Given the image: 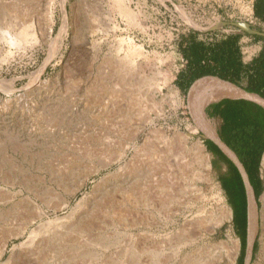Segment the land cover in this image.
Masks as SVG:
<instances>
[{"label": "rangeland", "instance_id": "rangeland-1", "mask_svg": "<svg viewBox=\"0 0 264 264\" xmlns=\"http://www.w3.org/2000/svg\"><path fill=\"white\" fill-rule=\"evenodd\" d=\"M14 1H0V27L11 22L6 13L18 2ZM21 1L26 4L18 9L19 24L13 34L31 24L30 15L45 16L51 3L56 25L48 44L22 48L0 40V250L5 235H13L0 264H187L195 255L227 264L225 242L229 235L240 240L234 212L218 180L220 171L213 164L208 139L199 129L192 132L198 126L187 113L188 95L180 87V78L186 64L184 45L241 32L252 0H66L69 30L62 45L54 41L64 20L61 0L17 4ZM112 13L118 28L116 41L131 40L143 47L145 62L117 50L118 42L111 49L115 41L107 25ZM37 75L45 83L38 90L31 87ZM150 85L163 91L156 98L162 112L152 106ZM203 91L210 92V98L214 93ZM205 106L204 122L215 123L216 135L221 137L222 120L206 110L204 114ZM158 130L169 140L176 131L191 134L190 147L203 141L211 181H202L200 165L192 155L188 160L176 157L156 139ZM263 161L252 264L261 252ZM57 176L76 192L54 184L52 178ZM34 188L45 195L47 188L55 189L47 198L54 203L66 201V208L48 207L34 196ZM34 205L43 218L16 236L27 224L28 206ZM224 206L233 217L221 223L227 218ZM72 212L77 217L70 218ZM91 217L87 231L73 232L80 219ZM47 221L53 222V240L37 251L19 248ZM43 237L39 240H46ZM241 251L240 240L235 264Z\"/></svg>", "mask_w": 264, "mask_h": 264}, {"label": "bare ground", "instance_id": "bare-ground-1", "mask_svg": "<svg viewBox=\"0 0 264 264\" xmlns=\"http://www.w3.org/2000/svg\"><path fill=\"white\" fill-rule=\"evenodd\" d=\"M1 1V0H0ZM14 1V0H13ZM17 1V0H16ZM56 1V0H55ZM121 0H118V2ZM123 1V0H122ZM121 1V2H122ZM10 2V1H9ZM7 1V3H9ZM15 2V1H14ZM19 2V0H18ZM17 2V3H18ZM23 2V3H22ZM3 3V2H1ZM13 7H9V11L5 13L8 16H11V22L8 23H4L3 27H0V40L5 43H8L11 46H15V47H34L40 44H48L50 41H52L54 34H55V25H56V14L53 10V3L49 4V7L47 9V14L45 16L42 15H35L32 14L29 17L31 18V24L28 26L26 25L24 27L23 30H21L20 33L18 34H13V32L16 30V28L18 27L19 24V20H17L19 13V8L22 9V5L24 4V1H21V5L17 4ZM20 3V2H19ZM55 3V2H54ZM5 4V3H4ZM11 4V3H10ZM15 4V3H14ZM61 8H62V12H63V24L59 30V35L57 37L56 40H54L56 43L59 44H63L65 38L68 35V30H69V26H68V19H67V9H66V0H61ZM2 8V7H1ZM27 10V8H25ZM2 10V9H1ZM4 11V9H3ZM24 12V9L23 11ZM31 12V11H30ZM4 13V12H3ZM26 13V12H25ZM5 15V14H4ZM3 18V16H1ZM5 18V16H4ZM69 18V17H68ZM22 19V18H21ZM9 21V20H8ZM111 22L107 25L108 26V34L110 36H112L114 38L113 44H111V49H113L115 46V43L118 42V47L116 46L117 50H125L127 53V56L130 57L129 55H138L140 57L141 60H143L145 62V60L148 59L147 53L145 52V49L143 47L140 46H136L135 44H133V42L131 40H126V39H120L117 40V24H116V19H115V15L112 13L111 14ZM93 27V26H92ZM96 28V27H95ZM91 29V27H90ZM99 31V30H98ZM106 31V32H107ZM109 36V38H110ZM109 40V39H108ZM0 41V42H1ZM84 41V40H83ZM54 43V42H53ZM84 44H86L84 42ZM53 45V44H52ZM51 45V46H52ZM27 47V48H29ZM54 47V46H53ZM99 52V49H98ZM51 53V52H50ZM113 54V53H112ZM52 56V55H51ZM115 57V56H114ZM249 58V57H248ZM115 59V58H114ZM123 59V58H122ZM134 59V58H133ZM132 59V60H133ZM117 60V59H116ZM106 62V61H105ZM128 62V61H127ZM143 62V63H144ZM150 62V61H149ZM129 63V62H128ZM127 63V64H128ZM147 63V62H146ZM145 63V64H146ZM105 64V63H104ZM109 64V63H108ZM111 64V63H110ZM47 65V64H45ZM118 65V64H117ZM125 65V64H124ZM131 65V64H130ZM129 66V64H128ZM142 66V65H141ZM140 66V68H141ZM45 67V66H44ZM43 67V68H44ZM128 68V67H127ZM109 70V67L107 68ZM43 70V69H42ZM111 70V69H110ZM74 71V70H72ZM129 71V70H128ZM113 72V70H112ZM116 73V71H114ZM127 72V71H126ZM118 74V73H117ZM161 74V73H160ZM123 75V74H122ZM121 77V76H120ZM119 77V78H120ZM122 79V78H121ZM141 79V78H139ZM154 81V79H152ZM157 80V79H156ZM161 80V79H159ZM120 81V80H119ZM134 81V80H133ZM124 82V80H123ZM141 82L144 84V82L141 80ZM223 81H216V85L222 83ZM122 83V82H121ZM120 83V84H121ZM134 83V82H133ZM140 83V84H142ZM146 83V82H145ZM158 83V82H157ZM118 84V83H117ZM156 84V83H155ZM45 85L44 81L41 79L40 75L36 76V79L33 81L32 83V88L33 89H40ZM128 85V84H127ZM159 85V84H158ZM120 86V85H119ZM96 87V86H95ZM123 87V86H122ZM128 87V86H126ZM130 87V86H129ZM213 87V86H212ZM142 88V87H141ZM127 89V88H126ZM126 89L125 92H126ZM202 89H208V88H200L199 90H197L193 95H189V100H188V107L190 109V112L193 116V118L195 119V121L197 122L198 127H203L206 130H208L210 133H212L213 135H216V126L215 123H210V124H206L204 121V116H203V107L205 106L206 103L211 102L212 100H218L221 99L222 97H235V94L228 92V91H224L221 90L220 88H218L217 86L213 87L214 93L212 94V97L210 98L209 93H207L206 91L200 92ZM122 90V89H121ZM129 89H127L128 91ZM36 91V90H35ZM130 91V90H129ZM147 91H151L152 94L154 95L153 99V105L155 107H159L160 111L162 112L163 110V105L156 101V98L163 93L162 89L160 87L157 86H152L150 85V87L147 89ZM124 92V91H123ZM200 93V94H199ZM127 94V93H126ZM134 94V93H133ZM141 94V93H140ZM199 94V95H198ZM118 95V94H116ZM115 95V98H116ZM120 95V94H119ZM125 97V96H124ZM123 97V98H124ZM176 97V96H175ZM174 95L171 97V99H175ZM117 98H119V96H117ZM122 99V98H121ZM134 100V99H133ZM145 100V99H144ZM150 100V103L152 102ZM169 101V100H168ZM175 101V100H174ZM143 102V101H141ZM166 103V101L164 102ZM137 104V103H136ZM135 104V105H136ZM146 104V103H145ZM134 105V106H135ZM128 106V105H127ZM133 106V108H134ZM144 106V105H143ZM129 107V106H128ZM130 108V107H129ZM132 108V106H131ZM127 109V108H126ZM155 109V108H154ZM149 110V109H148ZM152 110V109H151ZM127 111V110H126ZM153 111V110H152ZM165 111V110H164ZM129 112V111H128ZM136 113V112H135ZM139 113V112H138ZM129 114V113H127ZM129 116V115H128ZM198 119V121L196 120V118ZM129 119V118H128ZM152 119V118H151ZM147 122V121H146ZM198 127H194L192 129V132L197 131ZM143 130V129H142ZM191 130V129H190ZM156 139H158L160 142L163 141L167 144L168 148L171 149V153L176 156V157H182L184 160L187 158V156H193V158H195L196 161H198L197 163L200 165V170L198 175H200V178L202 179L203 182H210V178H209V174L208 172L211 169V163L209 160V155L206 152V146L204 145L203 141L199 140L198 142H196L193 146L191 145L190 147V140H191V134H183L180 133L178 131H176L175 134H173V139L169 140L166 137V134L163 133V131L161 132L160 130H158V132L156 131ZM137 135V134H136ZM135 135V137H137ZM94 138V137H93ZM150 139V138H149ZM158 143V141H156ZM152 149V148H151ZM158 151V149H156ZM145 152V151H144ZM141 154V153H140ZM171 154V155H172ZM151 155V154H150ZM154 155V153H153ZM161 156V155H160ZM138 158V157H137ZM149 158V157H148ZM143 159V158H142ZM145 159V158H144ZM188 160V159H186ZM194 160V159H193ZM105 160H102V163L104 164ZM111 162V161H110ZM191 162V161H190ZM143 163V161H142ZM183 163V162H182ZM192 163V162H191ZM106 164V163H105ZM151 164V163H150ZM107 165V164H106ZM105 166V165H104ZM133 167V166H132ZM145 167V166H144ZM263 167V178H264V161L262 164ZM135 168V167H134ZM141 168V167H140ZM136 169V168H135ZM145 170V169H144ZM61 173V172H60ZM81 180V179H80ZM27 181H25L26 183ZM52 182L54 184H56L58 187L63 188L66 192L73 190V192H76V189H74V186L72 187V189L70 190V185H65L64 180L57 176V177H53L52 178ZM82 184V182L80 183V185ZM28 186V185H27ZM33 187V186H32ZM80 189V188H79ZM106 189V188H105ZM42 190H39L37 188H34V191H32L34 193V196L38 199H40L45 205H47L48 207L50 206H54L55 210H61L62 207L66 208L67 205H65L64 203H54V201L52 199H49V197L47 198L48 195L54 194L55 193V189L52 188H47L46 191L48 192V195H45L43 193H41ZM128 192V191H127ZM109 193V192H108ZM64 199V198H63ZM67 200V199H66ZM28 204V203H27ZM69 204V203H68ZM65 205V206H64ZM261 205H262V228H263V233L261 236V252H260V256L258 259V262L256 264H263L264 263V194L261 197ZM25 206V205H24ZM95 208V207H94ZM24 209V208H23ZM221 209H223V211L226 213L227 218L223 219L221 221V223H223L224 221H230L233 217L231 211L229 209H227L225 206L222 207ZM24 212V211H23ZM90 212V211H89ZM84 212H82L81 214H79V218L83 215ZM25 215L27 216V224L23 225L22 228L20 230H18L17 232H15L16 236H22L25 234V232L27 231V228L30 224L35 223L37 220H40L43 218L44 214L42 213V211L37 207V206H33L30 207L28 206V211L25 213ZM70 218L73 219V217H77V214H74V212H72L69 215ZM77 218V219H79ZM91 218H82L80 219L78 225L76 226L77 229H75L73 232H79L83 230H86V228L89 227V221L92 219ZM25 219V218H24ZM59 220V219H57ZM53 222H43L42 224H40L36 229H34L29 237L28 240L23 243L21 246H19V248H23L27 247L33 250H40L43 246H45V243H47L49 241V239L53 240L52 236L55 235L53 233V230H51L50 225ZM21 226V225H20ZM20 226H18L20 228ZM64 229V228H63ZM89 229V228H88ZM17 230V229H16ZM13 231V230H12ZM87 231V230H86ZM215 231V228L213 229V232ZM14 232V231H13ZM56 232V231H55ZM44 235L43 238H45L46 240L44 241H40L39 240V236L40 235ZM65 234V233H64ZM84 234V233H83ZM15 236V238H17ZM13 237V235H5V242L3 247L0 250V255L3 254V252L6 249V244L8 243L9 240H11V238ZM58 240V239H57ZM56 242V241H55ZM226 243V248H227V260L228 263L227 264H235L236 263V259L238 256V252L240 249V240L238 238H235L231 235H229L228 237V241L225 242ZM223 243V244H225ZM18 247V246H17ZM23 251V250H22ZM35 253V252H34ZM220 258V257H218ZM187 261V260H186ZM187 264H213V262L211 260H206L203 257H201V255L197 256H193V258H191V260L188 259V263ZM219 264V263H217Z\"/></svg>", "mask_w": 264, "mask_h": 264}, {"label": "crops", "instance_id": "crops-1", "mask_svg": "<svg viewBox=\"0 0 264 264\" xmlns=\"http://www.w3.org/2000/svg\"><path fill=\"white\" fill-rule=\"evenodd\" d=\"M184 47L186 64L180 78V87L184 90L197 81L210 80L234 83L246 92L259 95L256 92L262 91L261 87L264 85V0H252V10L246 28L241 32L231 33L222 40L212 42L201 39L190 41ZM203 88L213 89L211 86ZM188 100L189 95L187 107ZM218 103L206 107L209 116L213 115ZM258 115L259 111L253 110L248 111L247 117L257 121ZM261 119L264 122V114ZM233 125L234 119L230 116L226 119L227 129L232 131ZM261 138V146L264 147V137ZM263 158L264 153L262 161Z\"/></svg>", "mask_w": 264, "mask_h": 264}, {"label": "trees", "instance_id": "trees-1", "mask_svg": "<svg viewBox=\"0 0 264 264\" xmlns=\"http://www.w3.org/2000/svg\"><path fill=\"white\" fill-rule=\"evenodd\" d=\"M261 89L263 90L256 93L264 97V85ZM253 110L259 111L260 115H258L257 121L247 117L248 111ZM262 114H264V109L251 102L241 99H224L216 105V110L212 115L213 117H219L223 122L220 131L222 139L251 171V180L256 196H259L263 190V182L260 177L261 161L264 153V147L261 146V136L264 137ZM230 116H233L234 119L232 131H229L226 126V119ZM206 145L214 156L213 164L220 171L218 180L225 190L229 206L234 212V222L242 244L238 264H244L248 227V202L245 185L237 167L219 148L209 140L206 141ZM255 248H257V245Z\"/></svg>", "mask_w": 264, "mask_h": 264}, {"label": "water", "instance_id": "water-1", "mask_svg": "<svg viewBox=\"0 0 264 264\" xmlns=\"http://www.w3.org/2000/svg\"><path fill=\"white\" fill-rule=\"evenodd\" d=\"M204 86H211V87L217 86L221 90L235 94V97L225 96L219 100L208 103L204 108V114L207 106H209L212 103L220 102L224 99H236V100L241 99L248 102H252L264 108V97L257 94L246 92L244 89H242L240 86L234 83L222 82L216 85V81H210V80L197 81L187 89V95H193L197 90H199ZM186 110L192 122L195 125H197V122L193 118L189 107H187ZM198 129L204 136H206V138L209 141H211L219 148V150L237 167L239 173L241 174V177L245 185L247 202H248V229H247V242H246L244 264H252L257 237L259 233L258 231L259 227L257 221V211H258L257 196L254 192V186L251 177L248 174L246 168L244 167L238 155L233 150H231V148L223 141V139L218 134L213 135L203 127H198Z\"/></svg>", "mask_w": 264, "mask_h": 264}, {"label": "flooded vegetation", "instance_id": "flooded-vegetation-1", "mask_svg": "<svg viewBox=\"0 0 264 264\" xmlns=\"http://www.w3.org/2000/svg\"><path fill=\"white\" fill-rule=\"evenodd\" d=\"M244 165V164H243ZM244 167L246 168V170H247V172H248V174L250 175V177H251V171L249 170V168H247V166H245L244 165Z\"/></svg>", "mask_w": 264, "mask_h": 264}]
</instances>
